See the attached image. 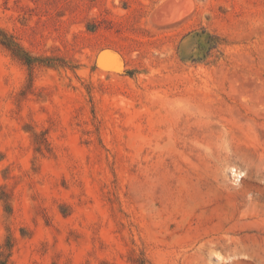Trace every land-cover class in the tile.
Here are the masks:
<instances>
[{
	"label": "rangeland",
	"instance_id": "obj_1",
	"mask_svg": "<svg viewBox=\"0 0 264 264\" xmlns=\"http://www.w3.org/2000/svg\"><path fill=\"white\" fill-rule=\"evenodd\" d=\"M4 243L264 264V0H0Z\"/></svg>",
	"mask_w": 264,
	"mask_h": 264
},
{
	"label": "trees",
	"instance_id": "obj_2",
	"mask_svg": "<svg viewBox=\"0 0 264 264\" xmlns=\"http://www.w3.org/2000/svg\"><path fill=\"white\" fill-rule=\"evenodd\" d=\"M2 43L3 44H6V45H10L6 41H4ZM213 44H217V41H214ZM19 59L23 60L27 64H31V61L25 55L24 56H19ZM8 251H9V245L7 243H4L3 246H1V250H0V264H5L6 258L9 255V252Z\"/></svg>",
	"mask_w": 264,
	"mask_h": 264
},
{
	"label": "bare ground",
	"instance_id": "obj_3",
	"mask_svg": "<svg viewBox=\"0 0 264 264\" xmlns=\"http://www.w3.org/2000/svg\"><path fill=\"white\" fill-rule=\"evenodd\" d=\"M221 211V210H220Z\"/></svg>",
	"mask_w": 264,
	"mask_h": 264
}]
</instances>
